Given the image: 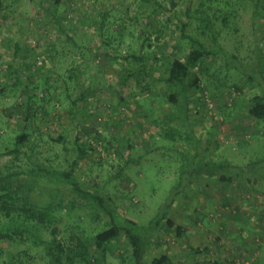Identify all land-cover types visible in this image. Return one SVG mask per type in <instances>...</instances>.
I'll use <instances>...</instances> for the list:
<instances>
[{"label": "rangeland", "instance_id": "374dc122", "mask_svg": "<svg viewBox=\"0 0 264 264\" xmlns=\"http://www.w3.org/2000/svg\"><path fill=\"white\" fill-rule=\"evenodd\" d=\"M174 2L0 0V150L24 128L29 133L25 155L2 156L0 172L34 164L69 170L76 162L85 190H100L121 219L147 226L189 164L262 158L264 120L250 117L247 103L264 95V0ZM185 21L186 32L212 54L194 69L201 87L190 93L184 122L167 100L163 77L172 57L184 58L190 48L180 32ZM133 53L145 67L144 90L132 71ZM200 90L215 101L211 114ZM76 143L88 150L79 159ZM12 186L54 212L49 231L58 239L72 233L91 241L106 226L92 198L56 176L20 175ZM168 216L183 235L159 223L153 240L154 252L170 256L171 264H264V180L193 178L174 196ZM13 237L0 241V264H50L42 245ZM192 247L198 253L190 254ZM90 250L98 253L92 244ZM129 254L122 239L107 262L124 264Z\"/></svg>", "mask_w": 264, "mask_h": 264}, {"label": "trees", "instance_id": "16d2710c", "mask_svg": "<svg viewBox=\"0 0 264 264\" xmlns=\"http://www.w3.org/2000/svg\"><path fill=\"white\" fill-rule=\"evenodd\" d=\"M150 1V0H143ZM174 6V0H171ZM201 20L206 25L209 24V18L201 11ZM190 14V8L187 9ZM187 21L182 22L180 26L181 37L190 40V48L184 58L178 56L172 57L170 64L163 77L165 84L167 100L172 107L176 109V117L183 116L187 120L189 116L190 93L193 90L199 91L201 87V73L194 69L198 63L207 55L212 54L198 38L192 37L186 32ZM162 33V30L160 31ZM160 34H158L159 36ZM147 46H151L149 38L146 39ZM145 42V43H146ZM144 44H141L143 48ZM15 53L19 51V45L14 44ZM135 66H132L136 83L145 89L142 85V76L145 74V67L141 64V56L129 54ZM2 91V90H1ZM30 109L25 114L26 120L30 119ZM247 114L256 119L264 120V95H256L248 100ZM29 139V133L24 130L17 133L10 148L0 150L2 156L23 155L25 143ZM59 139L63 140V135ZM59 141V140H57ZM79 156L77 159L87 154V149L79 143ZM25 155V154H24ZM71 164L69 170H48L34 164L27 171H8L0 172V241L12 240L13 234L26 236L36 246L42 245L49 258L50 264H108V253L119 246V242L124 239L130 246L129 257L123 261L124 264H171L172 258L167 254L154 252L153 231L159 223H163L169 229L175 232L176 236L183 235V227L175 224L168 216L169 209L173 203L174 196L178 190L186 185L191 179L196 177H208L222 182L232 181L234 178H240L258 185L264 180V156L247 163H231L213 160L198 159L193 165L189 164L187 169L181 170L178 175V182L173 188V196L161 203L156 215L149 221L147 226L140 225L129 219H121L111 200L105 198L100 190L90 192L85 190L79 180L74 175V169ZM187 167V166H186ZM27 175L32 177H52L60 178L61 182L67 184L80 196L88 195L92 198L95 207L103 214L106 219V226L94 234L91 241L83 236L69 234L68 238L58 239L55 236V229L49 231V227L56 223L55 214L49 207L39 206L28 201L25 197L19 196L18 192L12 186L13 178ZM49 231L50 235L45 236L44 232ZM94 245L98 253L92 254L90 246ZM190 254L198 253L196 248H190ZM122 259H124L121 256Z\"/></svg>", "mask_w": 264, "mask_h": 264}, {"label": "built area", "instance_id": "2783aa9c", "mask_svg": "<svg viewBox=\"0 0 264 264\" xmlns=\"http://www.w3.org/2000/svg\"><path fill=\"white\" fill-rule=\"evenodd\" d=\"M199 94H200V98L205 103L206 107L209 109V113L211 114L212 113V110H213V107H214V102L215 101L212 100L211 98H209L207 96L206 92L203 91V90H200ZM212 115H213V118L221 120V117L220 116H217L215 114H212ZM236 263L237 264H246L245 262H243L240 259H236Z\"/></svg>", "mask_w": 264, "mask_h": 264}, {"label": "crops", "instance_id": "0c3cea01", "mask_svg": "<svg viewBox=\"0 0 264 264\" xmlns=\"http://www.w3.org/2000/svg\"><path fill=\"white\" fill-rule=\"evenodd\" d=\"M15 49H16V48H15V46H14V51H15Z\"/></svg>", "mask_w": 264, "mask_h": 264}]
</instances>
